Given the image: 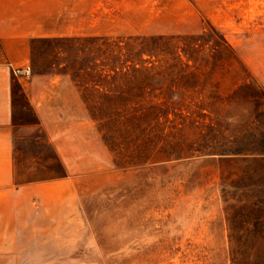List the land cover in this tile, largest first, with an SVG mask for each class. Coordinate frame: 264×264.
<instances>
[{"label": "rangeland", "instance_id": "obj_1", "mask_svg": "<svg viewBox=\"0 0 264 264\" xmlns=\"http://www.w3.org/2000/svg\"><path fill=\"white\" fill-rule=\"evenodd\" d=\"M146 4L148 9L124 12L112 23L92 28L109 29L112 34H197L206 28L209 43L205 48L213 45L220 33L224 34L241 63L235 61L230 66L232 59L226 56L223 67L215 73L229 103L225 100L216 109L218 117L213 118L221 120L222 132L217 136L209 128L208 140H204H264L260 134L264 131V0H147ZM199 27L196 32H176ZM31 46L32 74L63 73L75 80L77 64L90 65V74H95L93 39L33 38ZM209 54L207 48L204 55ZM247 77L253 86H240L237 100L231 101L233 81ZM20 83L17 79L13 82L15 122L19 124L14 131L17 178L69 176L85 218L83 238L68 250L75 256L60 258L63 262L264 264V159L235 154L200 155L198 151L193 156L178 157L184 153L171 151L177 155L170 159L120 167L93 118L95 141L86 130L83 139L77 135L65 140V146L75 151L69 168L47 132L35 122L38 115ZM76 83L82 96L83 92L95 93V87ZM87 108L93 117L88 105ZM200 133L201 128L186 126L176 130L171 140L180 147L182 141L184 145L199 142Z\"/></svg>", "mask_w": 264, "mask_h": 264}, {"label": "crops", "instance_id": "obj_2", "mask_svg": "<svg viewBox=\"0 0 264 264\" xmlns=\"http://www.w3.org/2000/svg\"><path fill=\"white\" fill-rule=\"evenodd\" d=\"M146 1L0 0V264H76L60 258L75 256L68 250L85 233L72 178H17L14 80L23 84L39 125L69 168L75 151L65 146V140L77 135L83 139L86 130L95 141V120L70 74L41 72L24 78L15 75L12 66L30 63L31 39L36 37L133 34L92 27L108 25L124 12L148 9Z\"/></svg>", "mask_w": 264, "mask_h": 264}, {"label": "trees", "instance_id": "obj_3", "mask_svg": "<svg viewBox=\"0 0 264 264\" xmlns=\"http://www.w3.org/2000/svg\"><path fill=\"white\" fill-rule=\"evenodd\" d=\"M75 38L95 40V74H90V65L77 64L74 71L78 76L74 78L82 86L95 87V93L83 92V97L116 156L117 166L147 165L170 159L177 155L171 151L184 153L178 157L193 156L198 151L200 155L235 154L264 159V140L206 142L209 128L217 136L222 132L221 120L213 118L218 117L216 109L225 100L228 102L215 73L223 67L222 59L226 56L232 59L230 66L241 63L224 34L220 33L219 39L207 47L211 52L207 56L204 55L209 43L206 28L197 34L36 37ZM209 62L212 65L208 66ZM248 77H251L249 71ZM248 77L233 81L231 101L237 100L240 86H253ZM20 89L26 95L21 83ZM35 122L40 123L39 117ZM193 125L201 128L200 141L185 145L182 141L180 147L175 146L171 140L174 132ZM260 134L264 136V131ZM167 152L171 155L163 156Z\"/></svg>", "mask_w": 264, "mask_h": 264}, {"label": "built area", "instance_id": "obj_4", "mask_svg": "<svg viewBox=\"0 0 264 264\" xmlns=\"http://www.w3.org/2000/svg\"><path fill=\"white\" fill-rule=\"evenodd\" d=\"M16 75L30 76L32 74V65L30 63L12 66Z\"/></svg>", "mask_w": 264, "mask_h": 264}]
</instances>
